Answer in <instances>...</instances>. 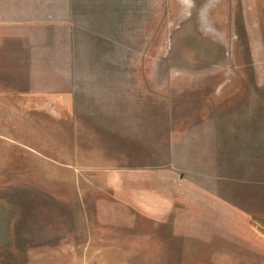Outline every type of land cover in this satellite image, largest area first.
<instances>
[{
    "label": "rangeland",
    "instance_id": "374dc122",
    "mask_svg": "<svg viewBox=\"0 0 264 264\" xmlns=\"http://www.w3.org/2000/svg\"><path fill=\"white\" fill-rule=\"evenodd\" d=\"M124 5V24L99 40V62L78 70L94 76L79 79L86 101L108 107L102 114L114 123L93 128L88 116L76 122L56 109H28L35 99L53 104L47 96L0 97V264H264V207L193 216L177 201L154 218L113 194L116 169L159 160L172 168L168 138L187 121L264 117V0ZM129 103L147 111L132 108L123 131L117 123ZM156 115L162 150L143 123ZM240 186L229 198L264 201L251 184Z\"/></svg>",
    "mask_w": 264,
    "mask_h": 264
},
{
    "label": "crops",
    "instance_id": "0c3cea01",
    "mask_svg": "<svg viewBox=\"0 0 264 264\" xmlns=\"http://www.w3.org/2000/svg\"><path fill=\"white\" fill-rule=\"evenodd\" d=\"M125 10L124 0H0V97L47 96L53 104L40 106L35 99L34 107L28 109H56L68 117L75 115L76 122L88 116L93 128L114 123L102 114L108 107L86 101L90 92L79 79L94 76L78 70L81 64L99 62V40L106 37L105 32L124 24ZM129 104L117 123L124 126L123 131L132 126L133 117L128 114L132 108L147 111L145 104ZM156 117L143 119V123L151 127L145 132L152 135L151 144L162 150L164 121ZM235 119L207 115L179 126L168 138L175 160L172 168L160 167L161 161L156 159L154 167L150 164L152 167L136 172L129 167L114 170V198L154 218L158 212H167L170 205L176 207L177 201L182 214L193 216L200 209L207 216L209 212L215 215L223 206L225 212L235 205L264 207V201L249 204L242 198H229L241 194L244 183L251 184L252 196L255 189L264 195V124L259 123L264 117L251 115L244 125L240 116ZM70 120L73 122V117ZM167 173L171 176L165 177ZM133 199L140 203L132 204ZM248 217L253 219V213Z\"/></svg>",
    "mask_w": 264,
    "mask_h": 264
}]
</instances>
